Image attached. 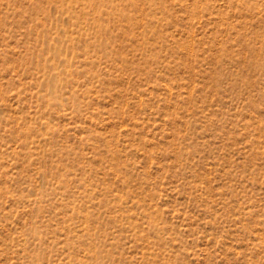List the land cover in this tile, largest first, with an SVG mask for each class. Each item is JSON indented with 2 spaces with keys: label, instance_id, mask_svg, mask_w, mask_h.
Masks as SVG:
<instances>
[{
  "label": "rangeland",
  "instance_id": "1",
  "mask_svg": "<svg viewBox=\"0 0 264 264\" xmlns=\"http://www.w3.org/2000/svg\"><path fill=\"white\" fill-rule=\"evenodd\" d=\"M0 264H264V0H0Z\"/></svg>",
  "mask_w": 264,
  "mask_h": 264
}]
</instances>
